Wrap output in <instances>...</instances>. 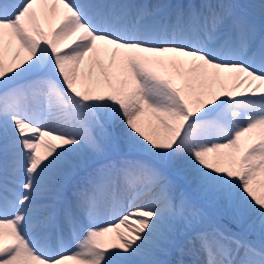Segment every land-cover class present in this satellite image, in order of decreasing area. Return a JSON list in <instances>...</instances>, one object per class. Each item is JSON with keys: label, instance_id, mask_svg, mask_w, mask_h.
<instances>
[{"label": "snow or ice", "instance_id": "1", "mask_svg": "<svg viewBox=\"0 0 264 264\" xmlns=\"http://www.w3.org/2000/svg\"><path fill=\"white\" fill-rule=\"evenodd\" d=\"M0 264H264V23L0 0Z\"/></svg>", "mask_w": 264, "mask_h": 264}, {"label": "bare ground", "instance_id": "2", "mask_svg": "<svg viewBox=\"0 0 264 264\" xmlns=\"http://www.w3.org/2000/svg\"><path fill=\"white\" fill-rule=\"evenodd\" d=\"M234 2L247 6V10L252 13V15H253V17H254V19L258 25L261 23H264V16L261 15V10L259 7V5L261 3H264V0H234ZM69 43H71V41H69ZM106 62H107V60L105 59V63ZM85 63H87V59H86ZM67 249L69 251L75 250V241L74 240L69 241ZM176 257L178 259L181 258L178 253L174 256V258H176ZM201 258H203V257H201ZM183 259L185 261H189L191 258L188 256H184Z\"/></svg>", "mask_w": 264, "mask_h": 264}, {"label": "rangeland", "instance_id": "3", "mask_svg": "<svg viewBox=\"0 0 264 264\" xmlns=\"http://www.w3.org/2000/svg\"><path fill=\"white\" fill-rule=\"evenodd\" d=\"M185 191H186V193H187V195L193 200V202L197 205V206H199L198 205V199L202 202V205H203V207H204V209L206 210V211H208L209 209H207V207H209L207 204H205L200 198H199V196H198V194L195 192V195L193 194V193H191V192H189L187 189H185ZM207 207H206V206ZM210 208V212H213V211H215L213 208H211V207H209ZM83 233H81V235H82ZM68 250V249H67ZM69 251V250H68Z\"/></svg>", "mask_w": 264, "mask_h": 264}]
</instances>
